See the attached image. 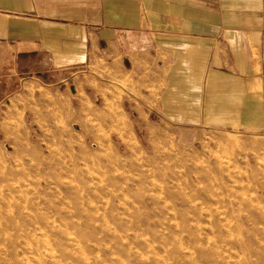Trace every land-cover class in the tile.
<instances>
[{
  "label": "rangeland",
  "instance_id": "1",
  "mask_svg": "<svg viewBox=\"0 0 264 264\" xmlns=\"http://www.w3.org/2000/svg\"><path fill=\"white\" fill-rule=\"evenodd\" d=\"M38 69L0 73V264H264L260 118L180 132L126 73Z\"/></svg>",
  "mask_w": 264,
  "mask_h": 264
},
{
  "label": "crops",
  "instance_id": "2",
  "mask_svg": "<svg viewBox=\"0 0 264 264\" xmlns=\"http://www.w3.org/2000/svg\"><path fill=\"white\" fill-rule=\"evenodd\" d=\"M5 66L10 77L119 71L138 86V116L155 111L180 132L253 130L256 117L264 127V0H0Z\"/></svg>",
  "mask_w": 264,
  "mask_h": 264
},
{
  "label": "bare ground",
  "instance_id": "3",
  "mask_svg": "<svg viewBox=\"0 0 264 264\" xmlns=\"http://www.w3.org/2000/svg\"><path fill=\"white\" fill-rule=\"evenodd\" d=\"M83 112H84V111H83ZM85 115H86V114H85ZM129 140H130V139H129ZM133 143H134V142H133ZM133 143H132V144H133ZM245 199H246V198H245ZM244 207H245V206H244ZM245 208H246V207H245ZM244 213H245V212H244ZM248 215H249V214H248ZM250 220H251V219H250Z\"/></svg>",
  "mask_w": 264,
  "mask_h": 264
}]
</instances>
